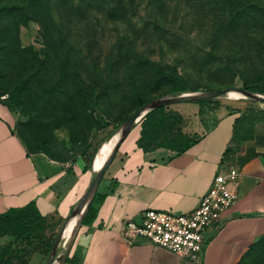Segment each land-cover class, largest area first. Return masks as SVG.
<instances>
[{
	"label": "rangeland",
	"instance_id": "rangeland-1",
	"mask_svg": "<svg viewBox=\"0 0 264 264\" xmlns=\"http://www.w3.org/2000/svg\"><path fill=\"white\" fill-rule=\"evenodd\" d=\"M37 9L0 11V106L26 149L78 165L85 188L103 142L143 102L176 88L264 94V0H53L47 15ZM151 109L129 128L140 148L189 146L226 114L222 166L237 179L251 164L264 173V101L213 96ZM68 215L0 211V264L56 260ZM236 264H264V237Z\"/></svg>",
	"mask_w": 264,
	"mask_h": 264
},
{
	"label": "crops",
	"instance_id": "crops-1",
	"mask_svg": "<svg viewBox=\"0 0 264 264\" xmlns=\"http://www.w3.org/2000/svg\"><path fill=\"white\" fill-rule=\"evenodd\" d=\"M230 132V116L223 114L184 150L172 151L140 148L137 131L128 129L97 183L92 207L82 216L63 264H235L264 237V173L252 164L237 179L236 198L221 224L210 230L197 260L141 238L127 242L118 232L124 217L137 219L147 208L191 209L213 174L225 168L222 153ZM79 169L27 150L12 129V116L0 106V211L33 203L42 213L66 216L88 181Z\"/></svg>",
	"mask_w": 264,
	"mask_h": 264
},
{
	"label": "built area",
	"instance_id": "built-area-1",
	"mask_svg": "<svg viewBox=\"0 0 264 264\" xmlns=\"http://www.w3.org/2000/svg\"><path fill=\"white\" fill-rule=\"evenodd\" d=\"M237 176L238 172L232 166L218 170L191 209L175 212L147 208L137 219L124 217L118 232L127 242L141 238L180 257L197 260L210 230L221 224L224 211L236 198Z\"/></svg>",
	"mask_w": 264,
	"mask_h": 264
},
{
	"label": "bare ground",
	"instance_id": "bare-ground-1",
	"mask_svg": "<svg viewBox=\"0 0 264 264\" xmlns=\"http://www.w3.org/2000/svg\"><path fill=\"white\" fill-rule=\"evenodd\" d=\"M193 92L194 91H191V92H179L178 91V92L172 93L170 95H177V94L187 95V94H190V93H193ZM165 96H162V97H165ZM216 96L217 97L223 96V97L230 98V99H237V98H240V97H244L245 98V96L241 92H239L237 90H232V89L226 90L225 92H223V93H221L219 95H216ZM159 98H161V97H159ZM159 98H156V99H159ZM155 100L150 101L149 103H152ZM147 107H148V104H146L145 106L141 107L138 110V112L133 116V119H132L133 121L132 122L138 120L141 117V115L144 114V111L146 110ZM127 123H128L127 121H124L122 126H121V128H120V131L112 134L101 145V147H100V149H99V151L97 153V156H96V160H95V163H94V168H93L91 180L89 181L88 186H87L88 187L87 194H86V196L84 198L78 200L75 203V205L73 206L72 212H70L69 215H68L69 220H68L66 229L64 231V236H66L69 239L68 242H67L66 248H65L64 252L63 253L61 252V254L58 256V258H56V260H52V262L50 264H62L63 259H64L65 255L67 253V250H68V248H69V246L71 244L72 238H73V236H74V234L76 232V229H77V227L79 225L80 217H81L83 211H85L84 210L85 207L87 208V206H88V205L86 206V204H87L88 198H89V196L91 194L92 188L95 185L96 179L99 176V173L102 170V168L107 163V161L109 159V156L111 155V153L113 152V150L117 146L118 140L122 137L123 132H124L126 126H127Z\"/></svg>",
	"mask_w": 264,
	"mask_h": 264
},
{
	"label": "water",
	"instance_id": "water-1",
	"mask_svg": "<svg viewBox=\"0 0 264 264\" xmlns=\"http://www.w3.org/2000/svg\"><path fill=\"white\" fill-rule=\"evenodd\" d=\"M229 89L237 90V91L241 92L247 98H252V99L264 101V94L257 93V92H253V91H250V90H247V89H243V88H240V87H237V86H232V85H230V86H224V87H221V88H218V89H214V90L194 91L193 93H190V94H187V95L177 94V95H168V96H165V97H161L159 99L152 98V99H149V100L143 102L135 111H133L126 119H124V121H127L128 123H127V126H126V128H125V130L123 132L122 137L125 135V133L130 128V126L132 124V121H133L132 120L133 119V116L138 112V110L141 107L145 106L146 104H148V107L146 108V110L144 111V113L146 111L150 110L151 108L156 107V106L161 105V104H164V103L176 102V101H189V100H196V99H201V98H209V97H213V96L219 95V94H221V93H223V92H225L226 90H229ZM153 100H155V101L152 102V103H149L150 101H153ZM122 137L118 140L117 146H118L120 140L122 139ZM117 146L115 147V149L113 150V152L109 156V159H108L107 163L105 164V166L100 171L99 176L96 179L95 185L92 188V191H91V194H90V196L88 198V201H87L86 206L89 204V202H90V200H91V198H92V196H93V194L95 192L97 183H98V181H99L102 173L104 172L106 166L111 161V159H112V157H113V155H114V153L116 151ZM87 190H88V187L84 189V191L81 194L79 200L82 199V198H84L86 196ZM72 210H73V206L70 209L69 213L72 212ZM84 210H86V207H85ZM84 212L85 211H83V213H82V215L80 217V220H81Z\"/></svg>",
	"mask_w": 264,
	"mask_h": 264
},
{
	"label": "trees",
	"instance_id": "trees-1",
	"mask_svg": "<svg viewBox=\"0 0 264 264\" xmlns=\"http://www.w3.org/2000/svg\"><path fill=\"white\" fill-rule=\"evenodd\" d=\"M20 0H14V1H12L10 4H8V5H4V4H2L1 6H0V11L1 10H3V9H7V10H10L11 8H13V9H15V8H18V7H21L22 5H26V6H28V5H32L33 6V8H35L36 9V7L38 8L37 9V12H38V10H40V12H43V13H45L46 15H47V13H46V9H44V7H45V5H49V2L50 1H53V0H22V2H19ZM50 15V14H49ZM48 15V16H49ZM241 88H243V89H249L248 87H245V86H240ZM174 91H182V90H180L179 88H176V89H174ZM153 109H150V110H148V111H146L143 115H146L147 113H149L150 111H152ZM188 140V139H187ZM189 142H190V139H189ZM158 146H165V145H158ZM188 146V144H185V145H183V146H180V147H178V148H176L175 150L176 151H181V150H184L186 147ZM165 147H167V146H165ZM28 150V149H27ZM36 151V150H35ZM37 151H39V150H37ZM43 152V151H42ZM47 155V154H46ZM48 156V155H47ZM48 157H50V156H48ZM50 158H52V157H50ZM53 159H55V158H53ZM56 160H58V159H56ZM61 161V160H60ZM94 162H95V160H94ZM93 166H94V163H93ZM93 166H92V169H93ZM92 172V171H91ZM93 198H94V196L91 198V200H90V202H89V204H88V206H87V208H86V210H85V212H84V215H83V218H82V220L87 216V213H88V211H90V209H91V203H92V201H93ZM27 205H34L33 203H27L26 205H23V206H19V207H10V208H7V209H5L4 211L6 212V211H9V210H14V209H18V208H21V207H24V206H27ZM259 239V238H258ZM256 241V240H255ZM254 241V242H255ZM253 242V243H254ZM252 243V244H253ZM252 244H250V246L252 245ZM249 246V247H250ZM249 247L246 249V251L242 254V256H244V254L247 252V250L249 249ZM242 256L240 257V259L242 258ZM240 259L236 262V263H238L239 261H240ZM235 263V264H236Z\"/></svg>",
	"mask_w": 264,
	"mask_h": 264
}]
</instances>
